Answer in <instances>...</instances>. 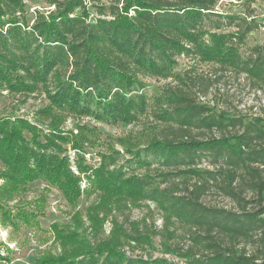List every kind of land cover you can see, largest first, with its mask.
I'll return each mask as SVG.
<instances>
[{
	"label": "trees",
	"instance_id": "16d2710c",
	"mask_svg": "<svg viewBox=\"0 0 264 264\" xmlns=\"http://www.w3.org/2000/svg\"><path fill=\"white\" fill-rule=\"evenodd\" d=\"M27 1L38 0H0V87L14 93L44 91L49 103L37 110V118L49 119L50 131L42 132L25 117L0 116V175L5 181L0 196L12 197L42 181L57 187L73 206L82 193L97 192L100 197L88 208L91 232L77 210L73 227L53 225L60 252L44 254L34 264H175L167 258L127 254L122 248L126 242L152 244L153 234L141 231L138 223L128 231L115 220L111 235L98 240L106 220L101 211L111 213L142 199L157 202L167 225L175 218L190 226L187 248L171 243L176 230L167 228L169 240L164 242L186 264H264V252L249 253L240 246L255 242L256 236L264 244V118L245 121L198 102L174 72L178 55L194 53L220 69L264 83V48L241 52L248 34L259 27L251 12H219V0H48L55 8L37 11L30 25L24 16ZM140 74L177 79L157 98L155 116L166 123L165 130L147 146L132 150L123 164L109 154H102L97 167L87 164L84 155L96 128L77 125L79 132L74 134L63 131L61 123L68 115L109 124L135 121L148 106ZM195 129L219 133L201 138L192 133ZM70 143L77 150L80 175L66 152ZM208 156L214 168H197ZM155 160L161 167L176 169L159 173L166 181L182 174L202 180L181 193L177 185L153 187L149 172H127L135 163L145 167ZM81 174L89 180L84 191ZM211 180L239 210L202 202ZM244 190L257 193V208H248L251 202L243 197ZM2 199L1 220L6 221L11 219L10 209ZM18 215L29 221L37 214ZM0 264L15 263L0 256Z\"/></svg>",
	"mask_w": 264,
	"mask_h": 264
},
{
	"label": "rangeland",
	"instance_id": "374dc122",
	"mask_svg": "<svg viewBox=\"0 0 264 264\" xmlns=\"http://www.w3.org/2000/svg\"><path fill=\"white\" fill-rule=\"evenodd\" d=\"M104 2H110V0H104ZM54 8L55 5H51L48 0L27 1L24 16L28 24L31 25L35 20L37 11L47 12ZM90 8L92 14L95 15L94 8ZM216 10L223 13L248 14L251 12L259 27L248 34L247 44L241 52L247 55L255 47L264 48V0H219ZM174 72L183 77L185 82L181 86L188 90L198 102L208 103L216 110L224 111L229 117L242 118L245 121L256 116L264 118V83L259 85L249 80L245 74L220 69L214 63L202 61L194 53L178 55ZM139 77L146 84L144 91L148 97V106L135 121L109 124L89 116L68 115L61 123L60 128L67 133L72 130L74 134H77L79 132L77 125L89 124L96 128L97 134L91 135L92 143L87 145L84 155L87 164L93 167L99 166L102 154L113 155L117 158L118 165L123 164L131 156L132 150L147 146L153 136L160 135L165 130L166 123L155 116L158 110L157 98L163 94L167 87L174 85L177 79L175 76L158 77L141 74ZM48 103L46 93L42 90L27 94L10 92L8 89L0 87V116L25 117L36 124L44 133L50 131L49 119H38L37 110L48 105ZM192 133L205 138L219 132L195 129ZM123 139L127 142H123ZM66 152L73 165V171L80 175L75 163L77 150L73 149L70 143ZM214 166L213 159L208 156L199 161L197 168L212 170ZM132 170L138 175L149 172L154 179L152 181L153 187L165 189L177 185L181 193L187 185L191 188L194 183L202 180L198 175L182 174L170 176L166 181L159 173L164 170L176 171V169L161 167L156 160L150 166L145 167L135 163L127 172ZM2 171L0 168V174ZM261 175L264 178V169ZM4 183L5 181L0 175V187ZM88 186L89 180L81 174L82 191L86 190ZM243 197L251 202L248 208H257L258 195L255 191L244 190ZM0 198H3V204L10 209L11 215V219L1 220L4 214L0 208V256L9 258L15 264H34L36 259L44 256V254L60 252L59 244L55 240L53 225L57 224L64 229L68 226L73 227V215L77 210L82 212L85 227H88L91 232L88 208L100 200L97 192L90 195L82 193L77 204L73 206L57 187L48 186L42 181L31 183L27 189L16 192L12 197L7 194L1 195ZM201 200L208 206L239 210L233 199L226 195L224 190L217 186L213 180L209 181ZM22 211L37 215L27 221L24 217H19L18 214H21ZM99 215L106 218L103 222V230L98 235L99 241L111 235L115 220L128 231L132 229L133 223H138V228L141 231H149L153 234L151 235L152 244L135 245L134 241L126 242L122 248L128 255L142 256L144 259L150 260L167 258L175 264H186L185 258L178 253L169 252L164 242L169 240L166 229L176 230L175 236L170 239L171 243L179 248H187L190 245L187 236L190 226L177 221L175 218L172 219L171 225H167L164 212L156 201L142 199L138 204L128 208L120 210L114 208L111 213L101 211ZM253 240L256 241L243 242L240 246L245 245V249L249 253L262 254L264 252L263 241L259 240L257 236Z\"/></svg>",
	"mask_w": 264,
	"mask_h": 264
}]
</instances>
